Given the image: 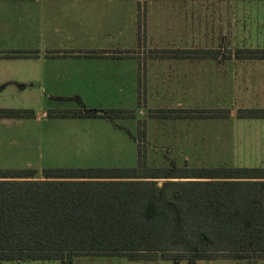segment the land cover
Returning a JSON list of instances; mask_svg holds the SVG:
<instances>
[{
    "label": "crops",
    "instance_id": "0c3cea01",
    "mask_svg": "<svg viewBox=\"0 0 264 264\" xmlns=\"http://www.w3.org/2000/svg\"><path fill=\"white\" fill-rule=\"evenodd\" d=\"M223 38L256 39L255 47L244 48L264 50V0H0V109L34 113L0 117V129L30 133L52 123L93 125L102 128L104 136L134 142L135 167L134 132L144 114L227 110L235 103V113L264 109V58L236 57V51L244 48L238 47L233 57L222 61L216 56L149 58L141 50L188 55L198 47L212 49L206 48L208 39ZM247 67L252 68L249 74ZM247 76L256 79L255 106L239 104L232 96L236 89L229 88L231 79ZM79 103L94 110H131L134 116L46 114L77 109ZM249 119H256V166L264 165V118ZM38 164L0 169H35L33 178L43 179L38 176L42 169L81 167ZM158 260L165 261H133L155 264ZM0 264L61 263L0 260Z\"/></svg>",
    "mask_w": 264,
    "mask_h": 264
},
{
    "label": "trees",
    "instance_id": "16d2710c",
    "mask_svg": "<svg viewBox=\"0 0 264 264\" xmlns=\"http://www.w3.org/2000/svg\"><path fill=\"white\" fill-rule=\"evenodd\" d=\"M204 51L193 52L203 56ZM242 52L244 58H264V50ZM79 104L46 114L134 116L131 110ZM238 113L240 118H264V109ZM33 116L0 109V117ZM139 151L133 168H47L41 170L43 179L33 178L35 169H0V260L72 264L77 256H124L194 264L264 259V168H177L148 174ZM155 179L166 180L158 185Z\"/></svg>",
    "mask_w": 264,
    "mask_h": 264
},
{
    "label": "rangeland",
    "instance_id": "374dc122",
    "mask_svg": "<svg viewBox=\"0 0 264 264\" xmlns=\"http://www.w3.org/2000/svg\"><path fill=\"white\" fill-rule=\"evenodd\" d=\"M206 44V48L212 49L201 53L203 56L199 55L200 53L194 54L193 51L189 52V56L195 57L196 54H198L197 58L216 56V61H222L231 55L233 57L238 47V49H243L245 46L255 47L253 45H256V39H208ZM200 49L202 48L198 47L195 51H203ZM141 50L144 56L149 58L181 56V53L173 51L165 53V50L146 48ZM238 51L240 50L236 51V57L247 56V53ZM246 62L252 61L246 60ZM251 69L247 67L245 73H251ZM229 83L230 89H236V93L232 96L239 104L256 105V79L248 76L239 77L231 79ZM235 106L231 105L230 109L218 111L203 110V112L201 109L175 110L172 113L158 111L149 113V117L144 114L134 132L141 162L145 167L143 171L152 174L154 171L167 172V169L180 168L191 172L195 169L213 168L219 165L231 168H264V165L256 166V162L259 161L256 160V119L238 117L239 113H235L237 110ZM23 131L0 129L1 168H19L24 166L25 162H33L35 165L45 163L81 167H133L136 164L134 142L128 140L122 142L112 135L111 138L104 136L100 127L95 128L93 125L79 122H64L38 127L36 131L30 133ZM38 176L41 177L42 174ZM165 180L154 181L161 185ZM74 264L144 263L129 260L124 256H79L74 259ZM155 264H173V262L158 260ZM179 264L188 263L181 260ZM194 264H264V259H211L197 260Z\"/></svg>",
    "mask_w": 264,
    "mask_h": 264
}]
</instances>
